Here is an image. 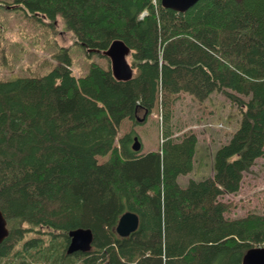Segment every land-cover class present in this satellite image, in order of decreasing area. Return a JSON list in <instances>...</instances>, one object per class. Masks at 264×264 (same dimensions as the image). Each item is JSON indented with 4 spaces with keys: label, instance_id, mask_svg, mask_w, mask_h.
<instances>
[{
    "label": "trees",
    "instance_id": "obj_1",
    "mask_svg": "<svg viewBox=\"0 0 264 264\" xmlns=\"http://www.w3.org/2000/svg\"><path fill=\"white\" fill-rule=\"evenodd\" d=\"M14 3L60 16L87 50L122 39L134 74L117 79L108 58L77 76L66 52L42 76L0 80V209L9 229L0 264H243L248 249L264 245V212L232 216L233 203L221 199L264 154V0H199L186 11L161 0ZM215 90L239 104L240 126L217 148L213 174L181 185L198 136H175L173 106L181 92L205 100ZM159 104L166 140L134 150V134L119 135L123 120H145ZM127 210L139 227L120 236ZM77 227L92 230V246L68 254Z\"/></svg>",
    "mask_w": 264,
    "mask_h": 264
},
{
    "label": "rangeland",
    "instance_id": "obj_2",
    "mask_svg": "<svg viewBox=\"0 0 264 264\" xmlns=\"http://www.w3.org/2000/svg\"><path fill=\"white\" fill-rule=\"evenodd\" d=\"M14 1L0 0V80L42 76L59 64L66 52L77 76L88 73L94 61L107 65L108 57L87 50L77 42L73 31L66 27L60 16L52 20L39 12L26 11ZM241 116L239 104L217 90L205 100L187 92L180 93L173 106L172 129L175 136H182L186 131H193L198 136L194 168L178 177L181 185H187L191 178L199 180L212 175L215 152L240 126ZM162 122L156 105L145 120L125 118L119 135L132 132L141 142V152L155 150L160 148ZM163 126L165 130L164 122ZM108 157L109 154H104L98 159L102 162ZM221 199L233 203L232 216L253 210L264 212V154L244 174L240 190L224 194Z\"/></svg>",
    "mask_w": 264,
    "mask_h": 264
},
{
    "label": "water",
    "instance_id": "obj_3",
    "mask_svg": "<svg viewBox=\"0 0 264 264\" xmlns=\"http://www.w3.org/2000/svg\"><path fill=\"white\" fill-rule=\"evenodd\" d=\"M199 0H161L164 7H169L177 11H186L195 5ZM91 50V49H89ZM130 47L122 40L115 39L103 54L109 57L111 69L114 76L119 80H129L133 77L134 69L128 60ZM132 148L139 150L141 142L138 136H134ZM140 223L139 215L131 210L125 211L120 217L115 227L120 236H128L138 229ZM9 234L7 220L0 209V243ZM69 242L66 248L68 254L77 251H87L92 246L93 232L90 228L78 227L68 232ZM98 264V263H97ZM243 264H264V246H255L247 250L243 258Z\"/></svg>",
    "mask_w": 264,
    "mask_h": 264
},
{
    "label": "bare ground",
    "instance_id": "obj_4",
    "mask_svg": "<svg viewBox=\"0 0 264 264\" xmlns=\"http://www.w3.org/2000/svg\"><path fill=\"white\" fill-rule=\"evenodd\" d=\"M229 91H231V89L229 90ZM165 120V119H164ZM164 123H165V121H164ZM166 136H165V133L163 132L162 134H161V137H160V146L163 144V142L166 140ZM7 220V219H6ZM78 228V227H77ZM85 228H87V227H85ZM71 229H74V228H71ZM70 229V230H71ZM70 230H68V232L70 231ZM70 239V238H69ZM67 252V251H66Z\"/></svg>",
    "mask_w": 264,
    "mask_h": 264
},
{
    "label": "crops",
    "instance_id": "obj_5",
    "mask_svg": "<svg viewBox=\"0 0 264 264\" xmlns=\"http://www.w3.org/2000/svg\"><path fill=\"white\" fill-rule=\"evenodd\" d=\"M213 174V173H212Z\"/></svg>",
    "mask_w": 264,
    "mask_h": 264
}]
</instances>
